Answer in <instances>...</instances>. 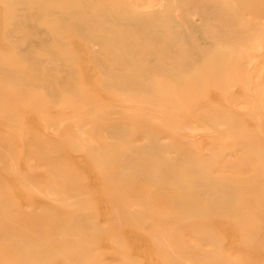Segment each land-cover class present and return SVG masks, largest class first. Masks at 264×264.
<instances>
[{
    "label": "rangeland",
    "instance_id": "rangeland-1",
    "mask_svg": "<svg viewBox=\"0 0 264 264\" xmlns=\"http://www.w3.org/2000/svg\"><path fill=\"white\" fill-rule=\"evenodd\" d=\"M132 1L139 9L145 11L150 10V5L159 4L155 8L157 11L164 12L171 9L179 18L185 17L189 11H198V5L191 0ZM3 9L5 7L0 6V20L5 21L7 15ZM193 13L188 16L194 22L195 32H201V37L194 41V45H199L202 50L198 59H195L196 55L190 50L189 42H173L171 39L166 41L136 39L138 42L136 47L139 48L153 46L160 51L169 48L172 52L170 56L161 52L156 55L162 61L171 64L193 62L191 68L179 73L148 74L149 80L146 83L153 88L149 95L137 94L138 100L143 98L139 103L129 101L128 92L124 95L115 88L102 89L105 94L107 93V98L106 96L101 98V87L97 90L95 87L92 88L93 82L100 83L107 77L99 70L102 67L93 57L105 56L109 64L116 62L114 55L101 53L102 48L98 46L97 49L91 47L88 51L83 50L84 53L86 52L85 58L88 56L87 60L91 61L86 60L82 63L80 72L74 75L66 71L62 73L50 68L43 69L52 77L60 76L59 78L62 77L68 83L78 84L81 78L83 84L78 86L77 91L100 95L98 99L82 101L77 107L72 108L67 100L74 96L73 93H68L53 102L48 100L50 97L47 93L39 96L40 91L36 87L29 86H26V89L32 95L23 96L18 106L14 100H3L0 97V193L7 195L26 212L40 213L50 206L60 207L72 214L82 216L78 219H82L79 224L81 229H85L90 223L100 229L116 222L120 223L119 210L122 207L112 200V195L131 193L137 189L150 191L152 194L153 189L155 187L158 189L161 183L155 182L158 185H154L143 181L139 178L141 176L137 174V169L121 168L120 173L114 168L102 165L104 158H107L100 155L102 151L98 148L102 140H105L110 148L118 144L125 146L126 143L124 139L109 137L103 127L102 132L96 131L99 120L106 116L107 122L113 125L121 121L125 122V126H128L126 129L135 136L133 142L136 146L146 144L151 138L164 146L180 147L182 143H186L187 153L196 155L208 163L206 172L226 193H230L234 186L241 189L244 197L237 200L235 212L231 208L233 205L228 201L202 196L207 200L206 203L212 211L202 219L262 216L264 213V160L261 159V151L264 150V0H202V17ZM130 34L136 38L139 35L136 32ZM1 37L0 49L3 46L4 35ZM80 51L78 56L83 53ZM5 52L4 50L0 52V61H6ZM40 53L42 56L46 54L41 50ZM84 53L78 58L82 62ZM154 56L140 55L142 59L139 60L153 61ZM78 59L74 61L77 64L80 63ZM93 66L98 70L93 72ZM86 70L91 77L93 73L95 75L94 78L92 77L91 87L89 86L91 77H88L89 82L83 80ZM96 71L97 73L99 71V74H96ZM123 72L131 73L134 80L141 78L140 73L132 69L125 68ZM172 88L176 90L172 92ZM29 99L34 100L32 108L29 107L32 102ZM110 99L111 102H108ZM105 101L106 104H103ZM124 103H126L125 107ZM132 103L135 106H131ZM112 109L115 111L113 112ZM143 109L148 111L145 112ZM163 110L168 111L169 114L166 116ZM208 119H217L221 123L208 122L212 125L210 126L205 123ZM227 120L234 121L231 126L250 141L246 147H236L234 136L225 133L229 126ZM147 129L154 131L148 135ZM170 154L171 157L177 156L175 151ZM117 173H120L121 179ZM175 175L181 180L186 176L192 177L194 173L181 170ZM186 195L188 196L187 193ZM244 200L248 205L244 206ZM128 206L140 212L152 209L166 214H170L171 210L175 209L174 205L159 208L153 200L144 202L134 200L129 202ZM87 215L89 216L83 217ZM29 218H48L50 220H47L51 221V217ZM223 219L226 218H222V221ZM229 221L223 225L208 227L207 233L214 242L202 239V229L196 232L195 236L189 235L184 242L186 236L182 233L168 228L158 234L155 232L157 230H154L156 227L153 222H148L141 230L134 228L124 232L123 242L127 256H123L116 245L111 246L108 240L97 242L96 230L89 232L83 230V240L91 242L90 240L94 239L91 243L94 247H100L99 253L88 258L84 264H166L162 257L167 256L169 264H178L179 259H187L188 264H198L202 263V250L205 254L209 253L212 258L215 257L217 264H253L250 257L252 252L251 254L249 252L252 237L233 230ZM5 223L4 219L0 220V225ZM51 231L47 227L46 231L40 230L41 233H25L23 238L28 240L45 239L43 243H35L28 248L17 249L11 243L2 245L4 249L0 247V264H61L60 260H56L59 257L56 253L58 247L53 243V234H49L52 233ZM62 232V230L58 232L59 236H62ZM253 237L257 238L255 235ZM155 238L162 240L160 245H154ZM20 254L28 256V263L26 260L22 261ZM255 259L264 260V250Z\"/></svg>",
    "mask_w": 264,
    "mask_h": 264
},
{
    "label": "bare ground",
    "instance_id": "bare-ground-1",
    "mask_svg": "<svg viewBox=\"0 0 264 264\" xmlns=\"http://www.w3.org/2000/svg\"><path fill=\"white\" fill-rule=\"evenodd\" d=\"M191 1L198 5V11H189L187 12L188 14L182 18H179L171 9L165 10L164 12L157 11L155 8L159 6V4L150 5L149 11L141 10L132 0L0 1V6L5 7L3 10L7 15L5 21L0 20V34L1 36L4 35L2 41L3 46L0 52L2 53L3 50L6 51L4 55L7 58L5 62L0 61V97L3 100H14L18 106V102L22 101L23 96L32 95L31 92L26 89V86H29L36 87L40 91L38 93L39 96H42L43 93H47L50 97L48 100L53 102H56L57 99H61V97H65L68 93H73L74 96L67 100L68 105L72 108L77 107L82 101L88 102L98 99L100 96L99 94V96H95L94 93L86 94L84 91V93L77 91L78 86L83 84L81 78L78 80L79 82L76 81L78 84L75 82L68 83L66 80L62 79V77H52L50 73L43 70L50 68V70L66 71L68 74L74 75L80 72V66L88 59V56L85 58L86 52L84 53V51H88L91 47L97 49L96 47L98 46L102 48L101 53L105 55L106 53L114 55V57H116V62L109 64V60H107L105 56L93 57V59L95 58L94 61L99 63L102 67V69L99 70L107 77L106 80L100 83L98 81L93 82L94 86L91 85L92 88L95 87L97 90V88L101 87V98H104V96L107 98V93H104L105 89L115 88L122 91L121 93L124 95H127L126 92H128L129 95H127V99L139 103L143 98L138 100L139 97L137 94H143V96L149 95L148 93L153 88L146 83V81L149 80L148 74L152 72L179 73L184 69L191 68L193 62L189 61L186 63L171 64V62L162 61L157 58L156 55L161 52L166 56H170L172 52L169 48L164 51H160L159 48L153 46L139 48L136 47V43H138L136 39H151L153 41H166L167 39H171L173 42H189L191 44L190 50L196 55L195 59L201 56L202 50L198 47L199 45H194L196 38L198 39L201 37V32H195L196 27L193 25L194 22L188 15L194 12L202 17V0ZM168 6L166 5V7ZM177 7L181 9L180 6L177 5ZM116 8L120 9L117 10ZM131 32L138 33V37L132 36V34H130ZM40 50L46 54L42 56ZM80 50H84L83 62L78 59L83 54L78 56V51ZM147 54L155 55L152 59L153 61L139 60L142 59L139 57L140 55L146 56ZM75 59H78L77 61L78 63L80 61V63L77 64V62H74ZM89 60H87V62ZM85 64H83V66ZM95 68L93 66V72L94 70H98ZM125 68L140 73L141 78L134 80L133 77H131V73L123 72ZM85 72L88 73L87 70ZM85 72L83 74V80L87 82L89 80L88 77H91V75ZM96 74H99V71L98 73L96 71ZM94 76L93 73L92 77L94 78ZM92 77L90 78L89 86L92 83L91 81H93ZM86 86H88V84ZM87 90L88 89H86V92ZM175 90L176 88H172V92ZM111 100L112 99L108 100V102H111ZM33 102L34 100L30 103V108L34 107ZM121 103L122 102H120V104ZM103 104H106V101L105 103L103 102ZM125 104L126 103L123 105L124 107L126 106ZM22 105H24V103ZM132 105L133 103L131 106ZM86 109L85 111H87ZM148 109L146 111H148ZM119 110L120 109H118V111ZM66 111L68 110L66 109ZM143 111L145 110L143 109ZM163 113L166 116L169 114L168 111L164 110ZM208 122H213L214 124L221 123L217 119H208L205 123ZM226 123L229 126L225 133L229 136H234V145L236 147H246L250 141H247L244 135L240 134L231 126L234 121L227 120ZM210 126L212 125L210 124ZM102 127L105 128L106 131L104 132L107 133L109 137L124 139L126 141L125 146L118 144L116 147L110 148L109 145L106 144V141L102 140L98 147L102 151L100 155L107 157L102 161V165L114 168L120 173L121 171L119 169L121 168L137 169V174L141 176L139 178L143 181H148L154 185L161 183V186H159L158 189L155 187L152 194L150 191L147 192L137 189L131 193L112 195V200L119 204V207H122V209L119 210L121 222L113 223L111 226L102 229L97 228L95 224L92 223L86 226L85 229H81L79 224L82 222V219H78L82 216L72 214L60 207H54L56 208L54 209L47 206L40 213H33L32 211L26 212L21 209V207L17 206L7 195L0 193V217H3L1 219L6 221L5 224L0 225V247L6 243H11L17 249H23L35 243H43L44 238L28 240L23 237H25V233L28 232L39 233L40 230L43 229L46 231L48 227L52 230V233L49 232V234H53L54 236L53 243L58 247L56 253L59 257H57L56 260H60L61 264H84L88 258L99 253L98 249H100V247H94V244L91 243L94 242V239L90 240L91 242L83 240V230L88 232L96 230L95 239L97 242L104 241L103 239L106 241L108 240L111 246L116 245L123 256H127L126 247L123 242L124 232L134 228L141 230L148 222H153L156 227L154 230H157L155 232L158 234L163 233V230L173 228L175 231L182 233L183 236H186L184 242L189 235L195 236V233L202 229V239L214 242L210 234L207 233L208 227L223 225V223L232 218L233 221H229V224H231L233 230L248 235L250 238L252 237V245L249 244V246H251L249 252L250 254L252 252L250 257L253 260V264H264V260L255 259V257L259 256L260 252L264 250V213H262V216L257 217L237 216V219L233 217H229L230 219L228 217L202 219V217H206L204 215H210V212L212 213L209 205L206 203L207 200L202 198V196H212L215 197L216 200L223 202L228 201L233 205L231 208H233V212H235L237 200L244 197L241 194L240 188L234 186L231 188L230 193H226L224 189L221 188L222 186L215 183L206 172V165L208 163L196 155L187 153L188 147L186 143H182L180 147H173L172 145L164 146L156 139L151 138L146 144L136 146L133 142L135 136L126 129L128 126H125V122L121 121V123L113 125L107 122L106 116H103L102 119L99 120V126L96 131L98 133L102 132L101 130H104ZM153 131L152 129L146 130L148 135L152 134ZM94 149L96 150V148H93V150ZM172 151L176 152V157H171L172 155L170 152ZM256 154L253 155L256 156ZM261 159L264 160V150L261 151ZM181 170L194 173V175L192 177L186 176L180 180L176 178L175 174ZM120 173H117V175L121 179L122 176ZM134 200L139 202L153 200L156 201V205L159 208H166L169 205H174L175 209L171 210L170 214H166V212L162 211L155 212L152 211V209L140 212V210H133L130 208L131 206H128L129 202ZM103 202H105V200H103ZM245 202L244 200V206L245 204L248 205ZM88 216L89 215L83 217ZM29 217H51V221H48L50 220L48 218L47 220ZM222 218H226L227 220L223 219L222 221ZM102 222H104L103 218ZM61 230L63 231L62 236H59L58 232ZM249 233L251 234L249 235ZM254 235L257 236V238L253 237ZM161 242L162 240L157 238L154 239L155 246L160 245ZM2 249L4 248L2 247ZM68 251H71V253ZM19 256L22 258L23 262L26 260L28 263L29 259L26 254H20ZM167 257L162 258L165 259L164 262L166 264H169V259ZM178 261L180 262L178 264H188L187 259H179ZM198 264L217 263L215 257L212 258L209 253L205 254L202 250V263Z\"/></svg>",
    "mask_w": 264,
    "mask_h": 264
}]
</instances>
